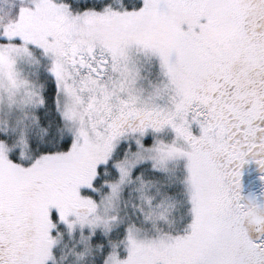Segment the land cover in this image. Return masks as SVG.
I'll use <instances>...</instances> for the list:
<instances>
[{
	"label": "snow or ice",
	"instance_id": "6c2138e0",
	"mask_svg": "<svg viewBox=\"0 0 264 264\" xmlns=\"http://www.w3.org/2000/svg\"><path fill=\"white\" fill-rule=\"evenodd\" d=\"M0 264H264V0H0Z\"/></svg>",
	"mask_w": 264,
	"mask_h": 264
},
{
	"label": "flooded vegetation",
	"instance_id": "af4514ba",
	"mask_svg": "<svg viewBox=\"0 0 264 264\" xmlns=\"http://www.w3.org/2000/svg\"><path fill=\"white\" fill-rule=\"evenodd\" d=\"M255 175V170L254 168H246L245 173H244V184H245V190H255L258 191L259 190V180L257 179L256 182L254 184H249V180L251 179V177Z\"/></svg>",
	"mask_w": 264,
	"mask_h": 264
}]
</instances>
